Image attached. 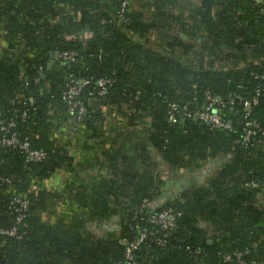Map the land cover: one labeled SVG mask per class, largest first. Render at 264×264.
<instances>
[{
    "label": "trees",
    "instance_id": "trees-1",
    "mask_svg": "<svg viewBox=\"0 0 264 264\" xmlns=\"http://www.w3.org/2000/svg\"><path fill=\"white\" fill-rule=\"evenodd\" d=\"M120 8V0H0V122L46 155L30 162L0 144V229L15 225L13 197L27 203L19 237L0 236V264H125L123 242L142 233L136 264H237L235 254L264 264V0H132L126 22ZM73 80L88 81L75 98L85 108L78 123L64 96ZM209 98L230 130L169 122L172 105L195 113ZM69 121L97 144L94 161L110 174L95 185L57 181L86 169L75 142L62 139ZM122 125L132 149L111 152L106 142L124 137ZM247 129L255 134L245 142ZM224 158L203 186L168 195L160 179L162 166L180 179ZM170 210L173 228L150 223Z\"/></svg>",
    "mask_w": 264,
    "mask_h": 264
},
{
    "label": "built area",
    "instance_id": "built-area-1",
    "mask_svg": "<svg viewBox=\"0 0 264 264\" xmlns=\"http://www.w3.org/2000/svg\"><path fill=\"white\" fill-rule=\"evenodd\" d=\"M121 8L117 13L119 21L126 22L125 12L127 7L132 3V0H120ZM55 58L60 60L62 63H71L74 61V56L69 53H57ZM107 80L97 81V86L100 88V95L106 93V84ZM87 80L82 81H71V84L67 86L65 92V100L68 102L69 111L75 114L74 122H81L82 116L85 114L84 106L75 100L80 92V88L87 85ZM209 105L203 109V111H198L195 113H190L189 109L186 106L172 105L169 111V122L175 124L180 120H184L185 117H191L196 121H199L203 124H208L215 128H221L225 130H230V126L224 123L218 115V110L214 108V105L218 103L216 99L209 98ZM256 104V100L253 99L252 102H244V112L248 115L251 109V105ZM1 130L4 131V135L0 140L1 146L9 148L12 150H18L23 153L27 161L30 162H41L46 158V155L40 151L33 149L27 141H19L18 137L15 134H9L11 128L13 127L12 123H8L6 126H2L0 122ZM255 132L251 129L245 131L244 141L247 142ZM10 208L15 213V225L9 229H0V236L7 238H18V225L22 222L24 213L27 210V203L24 199L18 197H13L9 203ZM178 216V213L170 210L163 211L158 214L150 215L149 221L151 224L158 226L163 230L171 229L174 227L175 219ZM146 238L145 233L140 234L138 239L133 243L123 242L125 246V264H136V255L135 252L139 249L141 244ZM234 258L237 259V264H247L241 259V254H235ZM231 256H225L224 261H232ZM252 264V263H249Z\"/></svg>",
    "mask_w": 264,
    "mask_h": 264
},
{
    "label": "crops",
    "instance_id": "crops-1",
    "mask_svg": "<svg viewBox=\"0 0 264 264\" xmlns=\"http://www.w3.org/2000/svg\"><path fill=\"white\" fill-rule=\"evenodd\" d=\"M190 3H192L190 1ZM172 34H176V32L172 31ZM83 37L89 38V33H84ZM147 47L157 49V47L153 43H149ZM158 52L164 54L158 49ZM176 55H179L180 53L178 51L175 52ZM119 124L118 127L119 128ZM124 133L122 134L124 137L118 142H114L115 140H111L106 142L107 148L111 150V152H119L121 154L128 152L130 149H132L133 141L135 140V136L133 137H126V127L125 125L121 126ZM80 127L76 126V123L73 121H69L65 125H63L61 131L64 137L62 139H65L66 142H75L76 145V151L80 152L77 157L76 164H81L86 169H81L80 171H75L72 176H70L68 172L61 171L57 174L58 183L64 184L69 179H73L74 181L78 183H85L89 185H95L99 181H101L104 178H108L110 174L106 171L100 168L98 165H96V162L94 161V152L96 151L95 146H97L96 143H92L91 139L82 137ZM139 137L138 135H136ZM141 137V136H140ZM127 138V140H126ZM226 162V159H219L209 162L204 168L197 169L191 174H187L184 176H181L180 179H178L177 174H173L168 168L166 167H159V175L162 183H169V188L165 190L168 192V195H175L177 192L181 191L182 189L196 185V186H203L207 183L208 179L215 176L217 170L221 167V165ZM165 187L166 185L163 184ZM164 202V197L158 200L156 205L161 204ZM261 203L264 206V193L261 195ZM102 227L97 228L99 232H104L106 230L109 231L113 229L111 225H101ZM94 226H90V229H92ZM93 230H95L93 228Z\"/></svg>",
    "mask_w": 264,
    "mask_h": 264
},
{
    "label": "water",
    "instance_id": "water-1",
    "mask_svg": "<svg viewBox=\"0 0 264 264\" xmlns=\"http://www.w3.org/2000/svg\"><path fill=\"white\" fill-rule=\"evenodd\" d=\"M50 57H51V59H53V55H50ZM54 65V62L52 61V62H50L49 64H48V67H47V70H49L52 66ZM162 184H165L166 185V189H168L169 188V183H162Z\"/></svg>",
    "mask_w": 264,
    "mask_h": 264
}]
</instances>
